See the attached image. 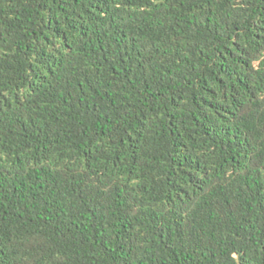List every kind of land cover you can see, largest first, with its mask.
Masks as SVG:
<instances>
[{"label": "trees", "instance_id": "1", "mask_svg": "<svg viewBox=\"0 0 264 264\" xmlns=\"http://www.w3.org/2000/svg\"><path fill=\"white\" fill-rule=\"evenodd\" d=\"M0 264H264V0H0Z\"/></svg>", "mask_w": 264, "mask_h": 264}]
</instances>
